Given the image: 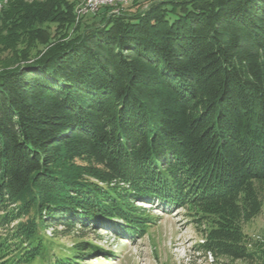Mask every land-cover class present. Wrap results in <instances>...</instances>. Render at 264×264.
Here are the masks:
<instances>
[{"label": "trees", "instance_id": "obj_1", "mask_svg": "<svg viewBox=\"0 0 264 264\" xmlns=\"http://www.w3.org/2000/svg\"><path fill=\"white\" fill-rule=\"evenodd\" d=\"M7 4L0 59L24 37L50 47L0 74V264H85L96 244L51 256L45 230L134 233L147 227L136 203L207 219L201 207L264 182V0L104 8L62 44L77 1ZM65 151L102 169L68 158L62 166ZM234 231L214 227L202 247L215 254ZM236 233L234 247L255 258Z\"/></svg>", "mask_w": 264, "mask_h": 264}, {"label": "rangeland", "instance_id": "obj_2", "mask_svg": "<svg viewBox=\"0 0 264 264\" xmlns=\"http://www.w3.org/2000/svg\"><path fill=\"white\" fill-rule=\"evenodd\" d=\"M0 1L3 3L0 18L5 19L9 15L10 7L7 0ZM23 1L33 3L45 0ZM72 1H77L78 7L84 0ZM151 1L154 0H139L138 4L130 5L123 12L132 13L145 9ZM79 20L77 15L68 36L64 35L57 44L67 42L74 33L82 34L94 21L91 16ZM52 27L54 30V25ZM2 34L5 37L8 35L5 30ZM49 47L44 49L33 38L19 39L12 50L2 54L0 74L17 70L36 61L47 52ZM41 50L44 52H39ZM67 158L83 167L95 165L97 169H102L101 166L92 164L90 158L85 156L83 158L80 153L72 155L69 151H65L61 156L60 165L63 166ZM135 205L144 209L138 220L147 222L145 229L139 228L134 233H130L115 225L85 228L77 224L76 228L71 227L67 230L60 226L48 227L45 236L51 241L49 253L51 256L61 254L75 248L80 242H89L96 244L100 253L85 257V264H264V182L254 181L247 191H242L228 203H212L201 207L211 216L202 220L199 215L190 213L186 208L171 210L158 202ZM115 223L133 228L129 223L121 220H116ZM222 225L236 229V232L238 230L244 236L250 250L255 252V258H246L234 247L232 241L237 239L235 231L227 233L228 244L220 239L219 249L215 254L205 250L202 244L206 238H210L209 230L214 227L220 228ZM48 260L53 261L52 257ZM31 264H49V262L37 260Z\"/></svg>", "mask_w": 264, "mask_h": 264}, {"label": "built area", "instance_id": "obj_3", "mask_svg": "<svg viewBox=\"0 0 264 264\" xmlns=\"http://www.w3.org/2000/svg\"><path fill=\"white\" fill-rule=\"evenodd\" d=\"M138 0H88L81 3V17L92 16L99 13L104 8H110L112 13L120 14L130 5L134 4ZM164 1V0H156ZM3 3L0 1V8ZM79 20V21H80Z\"/></svg>", "mask_w": 264, "mask_h": 264}, {"label": "bare ground", "instance_id": "obj_4", "mask_svg": "<svg viewBox=\"0 0 264 264\" xmlns=\"http://www.w3.org/2000/svg\"><path fill=\"white\" fill-rule=\"evenodd\" d=\"M84 1H88V0H84ZM1 9V8H0ZM77 14L76 15H78V19H80V17H81V5L78 7V9H77ZM85 16H83V18H84ZM86 17H88V16H86Z\"/></svg>", "mask_w": 264, "mask_h": 264}]
</instances>
